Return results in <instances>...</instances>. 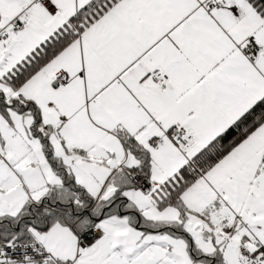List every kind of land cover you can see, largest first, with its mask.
<instances>
[{
	"label": "snow or ice",
	"instance_id": "snow-or-ice-1",
	"mask_svg": "<svg viewBox=\"0 0 264 264\" xmlns=\"http://www.w3.org/2000/svg\"><path fill=\"white\" fill-rule=\"evenodd\" d=\"M0 264H264V0H0Z\"/></svg>",
	"mask_w": 264,
	"mask_h": 264
}]
</instances>
